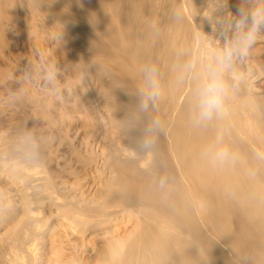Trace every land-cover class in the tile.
<instances>
[{"label": "bare ground", "instance_id": "6f19581e", "mask_svg": "<svg viewBox=\"0 0 264 264\" xmlns=\"http://www.w3.org/2000/svg\"><path fill=\"white\" fill-rule=\"evenodd\" d=\"M237 3L228 0L218 14L235 13ZM8 7H19V13L14 10L18 17L34 9L40 19L32 12L33 18H18L24 34L43 39L64 71L77 69L73 85L80 86L90 113L83 142L89 153L72 145L70 158L63 152L58 157L65 165L72 160L78 165L73 164V174L80 175L72 183L61 168L50 166L45 147L41 162L33 166L0 159V264H264V39L245 63L251 91L231 99L226 125L191 128L187 89L166 81L168 91L156 115L167 122V134L160 137L155 155L143 158L130 150L118 124L135 99L114 88L120 83L135 88L149 59L167 72L176 49H195L201 25L215 38L203 18L212 15L215 0H0L3 49L7 44L11 48L7 40L18 38L21 28H15ZM176 11L183 15L182 23L174 22ZM35 17L40 23H34ZM58 31L67 36V47L65 39L55 38ZM96 65L109 72L111 85L96 74ZM13 134L0 132V146ZM217 134L233 157L209 164L202 149Z\"/></svg>", "mask_w": 264, "mask_h": 264}, {"label": "clouds", "instance_id": "9594fccd", "mask_svg": "<svg viewBox=\"0 0 264 264\" xmlns=\"http://www.w3.org/2000/svg\"><path fill=\"white\" fill-rule=\"evenodd\" d=\"M221 6L227 9L228 0H215L212 15L203 17L216 33L215 38L205 34L201 25L195 49H176L167 72L159 61L149 59L140 68L135 88L130 89L123 83L114 88V91L124 90L135 99L118 119L121 133L134 155L154 156L160 137L167 134V122L156 115L168 91L166 81L172 88L187 89L186 120L193 129L226 125L231 99L251 91L245 63L256 43L264 39V0H238L235 13L218 14ZM183 19L179 11L173 14L174 22L182 23ZM55 38L64 40L63 32ZM38 55L39 62H28L12 82L22 87L38 80L43 89L59 94L62 67L49 61L43 52ZM96 74L111 85L112 78L106 69L98 70L97 66ZM222 139V135L217 134L214 141L202 149L201 155L207 163L224 164L232 159L233 151ZM45 144L46 138L25 122L6 145L0 146V159L33 166L41 162ZM165 182L161 179V184Z\"/></svg>", "mask_w": 264, "mask_h": 264}, {"label": "rangeland", "instance_id": "374dc122", "mask_svg": "<svg viewBox=\"0 0 264 264\" xmlns=\"http://www.w3.org/2000/svg\"><path fill=\"white\" fill-rule=\"evenodd\" d=\"M9 8L10 7H8V8H5V9H7L8 11H9V13H8V15L9 16H11L10 18H11V21L14 23V25L15 24H18V25H16L17 27H15V28H18L19 29V25H20V27H21V22L19 21V19L18 18H20V20L22 21V20H24V17L23 16H25V18H28V17H30V18H33V16L35 15V16H37L36 14H35V12H33L34 11V9H32V8H30V9H32V10H29L28 12H24V14H20V16L18 17V13H19V11L18 10H20V8L18 9L17 7V10H16V8L15 9H10L9 10ZM11 10H13V11H11ZM14 10H16L18 13L16 14V12L14 11ZM6 11V10H5ZM13 12V13H12ZM14 12H15V14H14ZM33 13V14H28V13ZM16 15H17V17H16ZM21 15H23V16H21ZM30 15V16H29ZM39 16H37V18H38ZM23 18V19H22ZM36 18V17H35ZM36 18V19H37ZM36 19H33L35 22L34 23H36L37 22V24L38 23H40L39 22V20L38 19H40V18H38L37 20ZM18 20V21H17ZM18 22V23H17ZM12 23V24H13ZM14 28V29H15ZM23 27H21L20 28V30L18 31L17 29H13L14 31H16L17 30V32L18 33H20L19 34V36L20 35H22V36H25L27 33H26V29H22ZM22 32V33H21ZM24 33H26V34H24ZM48 33V32H47ZM58 33H59V31H58ZM57 32H56V35L58 34ZM55 34V33H54ZM19 36H18V38L16 37V41L15 40H7V43H11V48L9 47L10 45L9 44H7L6 45V47H4V49H3V46H4V44H3V46L2 45H0V132L1 133H3V134H5V135H7V133L8 134H13L15 131H16V129L18 128V127H20L21 125H23L22 123H24L25 121H22V123L20 124V122H21V120L23 119V120H25L26 118V122L28 123V127H33L34 129H35V127H36V131H38V134L40 135L41 134V136H43V137H45L46 138V145H45V150L46 151H48V152H50L49 153V157H51L52 158V161L54 162H50L51 163V165H50V163H49V165L50 166H52L53 168H56V169H58V171H60V169L59 168H61V170H63L62 171V174L64 173L66 176H67V180L70 182V183H72V181L73 182H75L74 180H73V178L74 179H76L77 177H78V175H80V173H78L77 174V176L76 175H74V174H76V170H75V168L76 167H78V165H76V163H74V160H72L73 161V163H68V165H65L64 163L66 162L65 160H63V158H61L62 160H58V157H61V156H65L63 153H66L67 155H66V158L68 157V154H69V152H70V149L71 148H73V146H74V149L73 150H75L77 147V150L79 149V151H81L82 150V152H83V148H84V151L85 150H87V153H89V148H87V145L85 144L86 142H85V140H87V138H86V136L85 135H87V133H88V129L86 130V127H85V124L84 123H86V117L87 116H89L90 115V113L89 114H87L86 112V110H85V107H84V101H86V100H82V98H83V96L84 95H82L83 93V91L81 90V88H80V86L79 85H73V82L76 80L75 78H74V76L76 77V75H74L75 73H76V68H72V71H69V70H65L64 71V69H63V71H62V73H61V76H60V84H59V89H60V93H59V95L57 94V93H54V92H49V90H47V91H45L46 89H43L41 86H40V84H39V82H38V80H37V82H33V83H27V84H25L24 86H22V88L21 87H19V85H17L16 83H14V82H12L13 81V79L14 78H16V77H18V75H19V70H21V69H23L24 67H26V65H27V63L28 62H31V63H38L39 62V59H40V57H39V55H38V53L39 52H43L44 54H45V56H46V58L49 60V61H53V62H55V63H57V64H59L60 62H58L60 59H59V57L58 56H54L53 54H54V52H53V54L52 53H49V50H48V48H45V44L43 45V43H45V41L42 39V41L40 40V41H35V39H34V37H29V35H26V38L25 37H22V38H19ZM27 37H29V39L27 38ZM56 37V36H55ZM63 37H64V39L66 40V42H64V44H62L64 47L66 46V44L65 43H67V41H69L68 39H67V36H65V34L63 33ZM43 38V37H42ZM19 39V40H18ZM21 39H22V41H21ZM32 39V40H31ZM34 39V40H33ZM64 40V41H65ZM63 41V40H62ZM2 41H0V44H2L1 43ZM40 42H42V44L40 43ZM36 43H37V45H36ZM68 43H70V42H68ZM41 44V45H40ZM12 45H13V47H12ZM71 44H69V46H70ZM9 48H8V47ZM43 46V47H42ZM19 47V48H18ZM67 47V46H66ZM6 48V49H5ZM18 48V49H17ZM45 50H44V49ZM13 49V50H12ZM9 50H11V51H9ZM19 51V52H18ZM13 52V53H12ZM15 52H17V53H15ZM52 52V51H51ZM46 53H48V54H46ZM52 54V56L54 57H52V56H50ZM51 59V60H50ZM60 66H61V64H59ZM62 67V66H61ZM74 69V70H73ZM76 69V70H75ZM73 71H75L74 73H73ZM14 74H16V76L14 77ZM63 74V75H62ZM68 74V75H67ZM69 78H68V77ZM73 78H72V77ZM66 78V80H65V78ZM65 81H66V83H65ZM63 83V84H62ZM71 84H72V86H71ZM63 85H64V87H63ZM76 86V87H75ZM79 86V88H80V90L78 91V89L79 88H77ZM19 87V88H18ZM25 87V88H24ZM68 87V88H67ZM73 87V88H72ZM21 88V89H20ZM65 88V89H64ZM72 90H71V89ZM26 89V90H25ZM78 91H76V90ZM22 90V91H21ZM66 90H68V91H66ZM74 90V91H73ZM13 91H14V94H13ZM25 91V92H24ZM45 91V92H44ZM19 92H21V93H19ZM68 92V93H67ZM71 92V93H70ZM73 92L76 94V96H78V97H76L75 96V94H73ZM78 94H77V93ZM23 93H25V97H23L24 96V94ZM27 93H29V94H27ZM64 93V94H63ZM81 93V94H80ZM18 94V95H17ZM40 94V95H39ZM46 94V95H45ZM52 94V95H51ZM62 94V95H61ZM69 96H68V95ZM71 94V95H70ZM15 95V96H14ZM21 95V96H20ZM28 95V96H27ZM57 95V96H56ZM79 95H81V97H79ZM32 96V97H31ZM34 96V97H33ZM52 96H54V98L52 97ZM61 96V97H60ZM65 96V97H64ZM74 96H75V98H74ZM23 97V99H21ZM28 97V98H27ZM38 97V98H37ZM47 97V98H46ZM49 97H52L53 98V100H52V98H49ZM31 98H34V100L33 99H31ZM72 98V99H71ZM75 100H74V99ZM80 98V100H77L76 101V99H79ZM32 101H31V100ZM63 99V100H62ZM20 100H22L21 102H20ZM27 100V101H26ZM49 100V101H48ZM55 100H56V102H55ZM59 100V101H58ZM70 100V101H69ZM82 100V101H81ZM38 101V102H37ZM41 101V102H40ZM45 102V103H43V102ZM62 103H61V102ZM73 101H75V102H73ZM78 101L80 102H82V107L81 106H79L80 105V103L78 104ZM30 102H32V103H30ZM35 102V103H34ZM36 102H37V104H36ZM40 102V103H39ZM49 102V103H48ZM23 105H22V104ZM28 103V104H27ZM48 103V104H47ZM65 103V104H64ZM75 103H77L76 104V106L77 107H75V104H74V106H73V104ZM26 104V105H25ZM30 104V105H29ZM36 106H35V105ZM39 104H40V106H39ZM42 104V105H41ZM45 104V105H44ZM57 104V105H56ZM71 104V105H70ZM20 105V106H19ZM29 107H28V106ZM50 105V106H49ZM61 105V107H59ZM70 105V106H69ZM16 106V108H14ZM23 106H24V109H22L23 108ZM27 108H26V107ZM57 106L58 108H55V107ZM79 106V107H78ZM12 107V108H11ZM32 107V108H31ZM47 109V107L49 108V109H47V110H45V111H41V109ZM50 107H53V109L52 108H50ZM25 108L26 109H28L29 108V110H26V112H25ZM36 108V109H35ZM71 108L73 109L72 110V112H71ZM83 108V109H82ZM3 109V110H2ZM10 111H9V110ZM38 109V110H37ZM51 109V110H50ZM61 109H63L62 111H61ZM65 109H69L68 111L66 110L65 111ZM4 112H2V111ZM18 110L20 111V112H18ZM33 110V111H32ZM35 110V111H34ZM8 111V112H7ZM14 111H15V113H14ZM24 111V112H23ZM28 111V112H27ZM32 111V112H31ZM38 113H37V112ZM48 113H47V112ZM70 111V112H69ZM76 111V112H75ZM7 112V113H6ZM11 112V113H10ZM23 112V113H22ZM35 112V113H34ZM41 112H43V114L41 113ZM50 116V114H51V117H49V119L47 118L48 117V115L46 114V113ZM51 112V113H50ZM66 112V113H65ZM9 113V114H8ZM21 113L23 114L22 115V117H18V116H20L21 115ZM37 113V114H36ZM44 113L47 115V117H46V115L45 116H43L44 115ZM58 113V114H57ZM63 113V116H61V114ZM74 115H73V114ZM6 114V115H5ZM12 114V115H11ZM14 114V115H13ZM53 114V115H52ZM66 114V115H65ZM83 114H85V116L83 115ZM7 115H9V116H7ZM16 115H18V116H16ZM24 115H26V116H24ZM33 115H35V116H33ZM59 115V116H58ZM3 116V117H2ZM14 117V118H11V117ZM82 116V117H81ZM24 117V118H23ZM80 117V118H79ZM83 117H85V118H83ZM2 118V119H1ZM20 118V119H19ZM47 118V119H46ZM77 118V119H76ZM83 118V121H81V119ZM6 119V120H5ZM17 121H16V120ZM75 121H74V120ZM80 119V120H79ZM3 120V121H2ZM12 120V121H11ZM61 120V121H60ZM78 120V121H77ZM15 121V122H14ZM19 121V122H18ZM55 121V122H54ZM71 121V122H70ZM83 122V123H81V122ZM85 121V122H84ZM18 123V124H17ZM64 125H63V124ZM39 124V125H38ZM68 124V125H67ZM50 125H52V126H50ZM35 126V127H34ZM38 126V127H37ZM47 126H49V127H47ZM54 127V128H53ZM82 127V128H81ZM83 127H85V128H83ZM40 128H41V131H40ZM46 128V129H45ZM72 128V129H71ZM79 128V129H78ZM83 129V130H81V129ZM39 129V130H38ZM51 129H53V130H51ZM60 129V130H59ZM61 129H63L62 131H61ZM65 129H67V130H65ZM75 129V131L73 132V130ZM13 132H12V131ZM57 130V131H56ZM69 130V131H68ZM78 130V131H77ZM8 131V132H7ZM44 131V132H43ZM49 131V132H48ZM61 131V132H60ZM7 132V133H6ZM56 134H55V133ZM69 132V133H68ZM86 132V133H85ZM59 133V134H58ZM60 133H62V134H60ZM69 135V137H68V135ZM76 134V135H75ZM85 134V135H84ZM89 134V133H88ZM54 135V136H53ZM57 137H56V136ZM67 135V136H66ZM46 136H48V137H46ZM66 136V137H65ZM50 137V138H49ZM52 137H53V139H52ZM56 137V138H55ZM59 137H61V138H63V140H60L59 139ZM72 137V138H71ZM84 139H83V138ZM51 139V140H50ZM64 139H66V141H64ZM69 139V141H67ZM82 139L84 140V141H82ZM48 140V141H47ZM50 140V141H49ZM59 140V141H58ZM53 141H55V142H53ZM58 141V142H57ZM80 141H81V143H80ZM49 142V143H48ZM53 142V143H52ZM59 142H61L62 144H60V147H59V149L60 150H58V149H56L57 150V152H56V150H55V147H56V144H58ZM69 143L70 142V144L69 145H73L72 147L71 146H67L66 145V143ZM83 142H85V143H83ZM48 143V144H47ZM72 143H74V144H72ZM85 144V145H84ZM64 146V147H62V146ZM51 146V147H50ZM55 146V147H54ZM77 146V147H76ZM80 146V147H79ZM47 147V148H46ZM54 147V148H53ZM53 148V150H52V152L50 151L51 149ZM81 149V150H80ZM69 150V151H68ZM72 150V149H71ZM55 153H54V152ZM61 151V152H60ZM63 152V153H62ZM56 155V156H55ZM70 156V155H69ZM48 157V156H47ZM54 157V158H53ZM51 158H50V160H51ZM68 158H70V157H68ZM56 160V161H55ZM57 161H59L58 163H57ZM71 161V162H72ZM53 164V165H52ZM64 164V166H62ZM73 164H74V166H76V167H74L73 166ZM56 165V166H55ZM58 165V166H57ZM59 165H61V167H59ZM73 166V168H71ZM63 167V168H62ZM79 168V167H78ZM66 169V170H65ZM72 169V170H71ZM66 172H65V171ZM70 171V172H69ZM73 172H74V174H73ZM67 173V174H66ZM69 175V176H68ZM2 182V181H1Z\"/></svg>", "mask_w": 264, "mask_h": 264}]
</instances>
